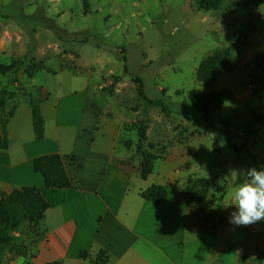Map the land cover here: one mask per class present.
I'll use <instances>...</instances> for the list:
<instances>
[{"label":"crops","instance_id":"0c3cea01","mask_svg":"<svg viewBox=\"0 0 264 264\" xmlns=\"http://www.w3.org/2000/svg\"><path fill=\"white\" fill-rule=\"evenodd\" d=\"M10 37L0 39V88H29L32 94L18 101L8 119V145L0 147V189L36 185L48 207L44 233L38 237L23 223L0 229L2 245L8 244V264H264V221L235 226L229 223L235 207L228 201L217 216L203 201L180 193L187 172L178 165V147L161 157L159 169L154 160L150 172L143 175L142 158L132 150L134 143L128 141L131 145L127 146L122 140L132 118L119 115L102 93L101 71L88 63L79 66L75 53L61 54L58 46L51 55L55 63H41L32 73L24 66L18 71L23 83H14L12 69L2 67L21 58L24 41ZM253 37L249 36L232 67L217 73L214 81L225 72L253 66L259 42ZM229 39L220 48L231 45ZM95 56L96 62L102 59V55ZM42 57L46 56H38ZM3 74L9 77L5 80ZM249 82L244 93L218 89H227L228 100H237L254 92ZM124 83L118 81L113 92H119ZM33 105L40 108L41 137L34 127ZM228 106V115L237 125L251 115L247 105L240 110L231 101ZM134 132L138 134L130 130ZM46 153L60 154L73 185L53 188L44 184L33 161ZM154 183L167 188L165 199L142 196Z\"/></svg>","mask_w":264,"mask_h":264},{"label":"rangeland","instance_id":"374dc122","mask_svg":"<svg viewBox=\"0 0 264 264\" xmlns=\"http://www.w3.org/2000/svg\"><path fill=\"white\" fill-rule=\"evenodd\" d=\"M209 1L0 0V39L10 35L24 41L21 58L2 68L12 69L14 83H23L18 71L25 66L32 73L41 63H55L51 55L58 46L61 54L75 53L79 66L88 63L101 71L102 93L113 109L132 118L122 134L125 144L134 143L132 150L145 166L152 167L155 160L156 170L161 157L178 147V165L187 172L183 185L201 177L193 190L196 195L205 191L198 203L203 201L217 215L226 201L231 203V192L249 168L264 170V85L256 72L249 76L251 65L208 82L201 80L197 68L222 53L220 46L229 38L247 42L254 35L259 41L255 54L264 51V0H218L205 7ZM96 54L102 55L97 62ZM120 80L125 83L115 93ZM248 82L254 92L231 100L240 110L243 105L251 109L240 125L228 115L230 100L206 112L191 101L194 90L206 94L225 87L244 93ZM15 91L7 111L32 94L29 88ZM133 129L138 134H131ZM2 244L0 264H8V244Z\"/></svg>","mask_w":264,"mask_h":264},{"label":"trees","instance_id":"16d2710c","mask_svg":"<svg viewBox=\"0 0 264 264\" xmlns=\"http://www.w3.org/2000/svg\"><path fill=\"white\" fill-rule=\"evenodd\" d=\"M218 0L205 2V7H213L217 5ZM249 35V34H248ZM246 39H238L227 48H220L218 53L209 56L208 60H204L197 68L198 76L201 80L212 81L217 73L228 70L232 67L235 56L241 51ZM256 72V79L264 85V51L257 52L254 56L253 71ZM117 77V76H116ZM118 78V77H117ZM17 95L15 90L5 87L0 88V147L5 148L8 145L7 123L9 117L14 113L15 109L7 111L9 101ZM230 91L227 89L212 90L210 93H200L198 91L191 92V101L194 106L201 111H210L217 108L223 102L230 98ZM33 122L38 137L43 135V121L38 105H33ZM141 127L139 128V131ZM34 170L40 172L44 178V184L47 187H66L73 185L64 166L62 157L58 153H46L36 156L33 161ZM142 173L146 175L152 169L151 165L145 166L141 162ZM259 171V166L255 165ZM207 183L211 179H206ZM202 182L201 177H197L180 190L181 194L192 196L196 202L203 200L201 193L196 195L194 188ZM167 188L160 183H154L142 192V196L149 200L160 201L167 197ZM48 203L36 185H23L16 187L11 191L0 189V229L16 228L20 223L26 226V229L33 237H38L44 233L43 220ZM3 240L0 237V246Z\"/></svg>","mask_w":264,"mask_h":264},{"label":"clouds","instance_id":"9594fccd","mask_svg":"<svg viewBox=\"0 0 264 264\" xmlns=\"http://www.w3.org/2000/svg\"><path fill=\"white\" fill-rule=\"evenodd\" d=\"M230 200L235 211L230 213L229 223L249 226L264 221V170L249 168L245 178L235 185Z\"/></svg>","mask_w":264,"mask_h":264}]
</instances>
